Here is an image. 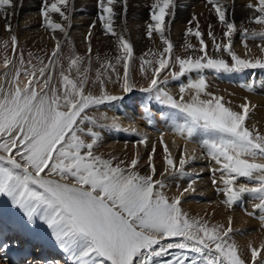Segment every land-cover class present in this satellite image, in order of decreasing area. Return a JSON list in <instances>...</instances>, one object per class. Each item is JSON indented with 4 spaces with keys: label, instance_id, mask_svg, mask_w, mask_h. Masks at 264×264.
<instances>
[{
    "label": "snow or ice",
    "instance_id": "obj_1",
    "mask_svg": "<svg viewBox=\"0 0 264 264\" xmlns=\"http://www.w3.org/2000/svg\"><path fill=\"white\" fill-rule=\"evenodd\" d=\"M207 3L225 28L220 42L211 31L208 35L212 37L215 52L227 53L231 63L219 55H209L198 22L196 30L189 27L186 35L199 38L202 54L176 56L174 64L171 63L173 44L166 36V28L170 23L168 18L174 14L175 0H153L147 36L158 34L166 47L156 62L158 66L152 70L148 86L141 91L174 111L170 126L175 134L185 140L197 135L204 137L200 146L205 150L204 158L216 165L209 169L213 173L212 183L223 184L218 191L225 194V203L232 206L248 193L259 200L254 208L264 210V133L246 126L249 104H240L239 111L226 106L223 97L206 91L207 82L202 76L181 85L178 97L162 86L170 78L179 79L193 71L264 69V58H242L233 50L232 37L238 29L228 17L227 3L224 0H207ZM119 5L124 6L126 15L127 0H97L99 22L106 35L115 37L118 52L115 63L107 61L102 64L103 71L97 70L93 83L99 82L101 86L98 95L88 90V69L82 68L84 58L78 55L70 59L67 69L60 66L59 79H55L59 41L50 62H41L39 68L31 61L26 66L22 53L19 66L4 57L5 68L12 65L15 71H5V80L0 82V197L7 198L11 207L21 213L25 225L39 221L50 229L64 258L47 264H264V243L258 247L249 245L250 259L242 257L230 239L231 217L225 227L183 211L181 200L189 191H195L196 180H190L175 197L164 191L167 179L192 175L185 167L197 159L195 150L185 155V147L177 161L161 133L164 170L159 179L155 178L153 163L156 144H152L146 175L137 170L139 152L126 162L114 156L104 158L95 151L102 141V133L96 129L121 127L115 118L106 125L88 115L93 108L123 99L104 89V81L111 79V73L120 79L117 64H123V92L134 90L129 79L133 46L115 27ZM15 6V0H0V16L5 18V29L9 32ZM68 8L69 0H43L41 16L45 26L53 32L66 31L64 24L54 22L51 17L58 14L67 21ZM247 8L253 12L251 22L261 25L262 30L243 29L244 39L264 41V0H249ZM94 25L95 21L89 35ZM11 44L15 51V35L11 36ZM244 47L251 51L246 43ZM258 47L264 52V45ZM187 49H193V45L187 44ZM88 59L90 62V56ZM153 63L144 60L141 70L146 71V66ZM175 64L179 71H171L170 77L160 79L161 73ZM186 92L192 93L190 98L186 99ZM202 94L210 98L202 99ZM143 112L151 124L147 105ZM139 135V143L147 146L148 137ZM217 172L221 174L219 181L215 177ZM239 178H246L249 183H238ZM7 247L6 243L0 244V249ZM4 259L7 261L6 256Z\"/></svg>",
    "mask_w": 264,
    "mask_h": 264
},
{
    "label": "bare ground",
    "instance_id": "obj_2",
    "mask_svg": "<svg viewBox=\"0 0 264 264\" xmlns=\"http://www.w3.org/2000/svg\"><path fill=\"white\" fill-rule=\"evenodd\" d=\"M152 2L153 0H127L126 15L124 14L123 5H119L116 9L120 13L115 21L116 30L122 33L133 46L135 58L130 61L129 79L134 85V90L130 93L123 92V64H117L116 67L120 74V79L117 78L115 73H111V79H105L104 81V89L109 94L123 97V99L93 108L88 112V115L96 117L98 123L106 125H110L113 122V118H115L121 127L119 130L112 128V131L116 130L118 132L119 140H114L112 133H108V130L106 131L104 127V130L101 129L102 141L98 149L106 151V153L114 149L123 151L130 157V160L135 153L139 152L141 159L137 170L140 174L146 175L149 173L148 157L152 152V144H156V151L153 155V163L157 172L156 179L160 178L159 174L164 170V151L163 146L159 143L161 133H163L164 142L168 145L177 161L185 147L187 148L185 155L195 150L197 159L186 165L185 170L187 172L197 164L201 165L198 167L201 175L194 185L195 191L189 192L202 196V201L191 200V194L188 192L181 200V208L185 212L189 211L191 217L203 218L210 224L224 225L225 227L228 225V218L231 217L233 231L230 239L236 243L242 257L250 259L249 244L258 247L261 243H264V221L259 220L264 212L260 214V209L257 211V208H254V201L253 204L250 202L251 205L249 207L250 209L253 208L252 211L254 209L257 211L255 215L254 212L253 214L249 212V215L248 210L242 212L239 209V206L241 207L240 203L232 206L225 203V194L222 191H218V188H223V184L214 185L209 178L210 174H212L209 169L216 167V165L214 162L204 158L205 150L200 146L204 137L197 135L191 140H185L184 137L175 134L169 126L173 122L174 111L154 99H149L148 93L141 91V89L148 86L153 74L152 70L158 66L156 62L161 58L160 53L166 47L158 34L154 33L151 38L147 36V25L150 22L149 14ZM224 2L228 5L229 19L235 22L238 29L232 37L233 50L242 58H264V52H261L258 47V45H264V41L259 38H248L245 40L243 37V29H248L249 32L262 30L261 25L250 20L253 12L247 8L249 0H224ZM15 3L14 15L11 16L12 29L10 32L5 29V18L0 16V68H4V70H1L3 76L0 77V82L5 80V71H15L12 65H9L7 69L5 68L4 57H8L15 65L19 66V57L22 53L26 66H28L27 62L31 61L32 64L39 68L42 66L41 62L43 64L50 62L52 51L57 41H59L61 47L60 54L56 58L55 79L57 81L59 79L60 66L62 65L64 69H67L70 59L78 55L84 58L82 68L88 69V90L93 92V94H100L101 86L99 82L93 83L96 80L97 70L103 71L102 64L107 59H112L111 62L115 63V57L118 52L115 37L105 34L103 27H101L102 25L100 26L99 18L95 16L98 10L97 0H69L67 13L69 19L67 21H64L58 14H53L51 19L54 22L64 24L66 29L64 32L58 30L53 32L52 29L45 26L44 19L41 16L43 0H15ZM175 4L174 14L168 18L170 23L166 28V36L173 44L170 62L174 64L176 56H199V38L192 34L186 35L189 27H192L194 31L196 30L198 22L199 31L203 34L208 53L219 55L231 63V57L227 53L215 52L212 37L208 35L209 31H211L216 41L220 42L224 39L223 32L225 28L219 22L215 11L207 3V0H175ZM94 21L95 25L91 27V34L89 35L90 26L93 25ZM189 21H192L191 25ZM210 25L211 29L209 28ZM12 35L17 37V47L11 59L13 53ZM5 42H7V47H5ZM245 43L248 45V49H251L250 52L244 47ZM187 44L193 45V49H187ZM89 45L91 46V53H89ZM144 60H152L154 62L151 66H146V71L141 70V64ZM121 69L122 71H120ZM171 71H179L178 64L163 71L160 79L165 76L170 77ZM73 75H75V72H73ZM201 76L207 82L206 91L214 96L223 97V102H225L226 106L239 111V105L247 102L250 111L246 126L264 133V69H245L239 72H217L205 69L199 72L186 73L179 79L173 80L170 78L168 83L162 86L170 94L178 97L181 85H187L189 81H197ZM23 79L24 77L22 76L21 80ZM241 84L245 87L242 88ZM191 94L186 92V99L190 98ZM201 98L209 99L210 97L202 94ZM144 105L150 108L151 124L146 116L144 117ZM161 112L164 113L163 116ZM104 116L107 119L101 118ZM133 128L135 131H132ZM137 132L143 133L148 137L147 146L139 143L137 137L134 136V133ZM124 134L130 141L124 140ZM220 176L219 172L215 173L217 181L220 180ZM184 177L176 176L166 181L167 185L171 187V184L173 185L174 182L180 180V185L176 187L177 195L188 185V183L183 182ZM238 183L249 182L246 178H239ZM242 197L258 200L248 193L243 194ZM258 203L256 201V204ZM0 219L6 221L13 230L23 235L26 240L37 244L44 243L49 246L52 254L56 253L55 256L57 258L61 257L60 260L64 258V254L59 249L56 241H53L54 237L51 235L50 229L39 221L34 225H25L21 213L11 207L5 197H0Z\"/></svg>",
    "mask_w": 264,
    "mask_h": 264
},
{
    "label": "rangeland",
    "instance_id": "obj_3",
    "mask_svg": "<svg viewBox=\"0 0 264 264\" xmlns=\"http://www.w3.org/2000/svg\"><path fill=\"white\" fill-rule=\"evenodd\" d=\"M96 18H99L98 17V10H97V12H96ZM100 26H101V23H100ZM102 27V26H101ZM103 29V28H102ZM104 30V29H103ZM16 47H17V45H16ZM16 51V50H15ZM15 51H13L12 50V55H11V59H12V57L14 56V53H15ZM198 53H199V55H201L202 53H200L199 51H198ZM133 54H134V52H133ZM171 54H172V52H171ZM171 54H170V57H171ZM209 55H211V53H209ZM26 56V55H25ZM134 56V55H133ZM24 57V56H23ZM135 58V56L134 57H132V59L131 60H133ZM106 60V59H105ZM130 60V61H131ZM107 61H112V59L110 60V59H107L106 61H104V63L105 62H107ZM114 63V62H113ZM130 63V62H129ZM123 69V68H122ZM122 69L120 70V71H122ZM1 70H4V68L2 69V68H0V77H2L3 76V73H2V71ZM118 70V69H117ZM130 73V72H129ZM130 76V75H129ZM243 85H245V83H243ZM242 84H241V87L242 88H244L245 86H243ZM145 106V105H144ZM144 113V112H143ZM144 117H145V114H144ZM169 125V124H168ZM170 126V125H169ZM171 127V126H170ZM169 127V128H170ZM107 128V129H106ZM171 129V131H172V128H170ZM96 130H99V131H102L101 129H96ZM103 130H104V128H103ZM105 130L108 132V133H112V136L114 137V140H119V136H118V132L115 130V131H112L113 129L112 128H109V127H105ZM110 131H112V132H110ZM140 133H134V136H136L137 137V139L138 140H140V135H139ZM121 135V134H120ZM126 134H124V136H125ZM124 138V140L125 141H130V139H128L127 138V136H125V137H123ZM87 139V138H86ZM96 152H97V154H102L103 156H104V158H111V157H116V159L117 160H125V161H128L129 162V160H130V157H128V155L127 154H125V152H123V151H117V150H112L111 152H107L106 153V151H102V150H99L98 148H96V150H95ZM199 166H201V165H196L195 167H193L191 170H189V171H187L188 173H190V174H192V175H187V176H185L183 179V182H185V183H189L190 182V180H197V179H199L200 178V175H201V172L198 170V167ZM141 168V167H140ZM138 169V168H137ZM141 170V169H140ZM196 174H198V175H196ZM210 180L212 181V178H213V173L212 174H210ZM171 179H173V178H171ZM218 180V179H217ZM180 181V180H179ZM179 181H176V182H174L173 183V185L171 184V187H169L168 185H167V187L164 189V191L166 192V194L169 196V197H175V196H177V191H176V187H178L179 185H180V183L181 182H179ZM187 181V182H186ZM178 182H179V184H178ZM189 194H191V200H193V201H202V196H198L196 193H194V192H189ZM185 196V195H184ZM183 196V197H184ZM242 200V201H241ZM245 200H249L250 202H252V204H253V201H254V203L256 204V201H257V203L259 202V200H252V199H247V198H245V197H241L240 198V200H238V202H236V203H234V204H241V207L239 206V209L242 211V212H246L247 210H248V213L250 212H252V214H253V212H254V215H255V213H257V211L259 210L258 208H257V211L254 209V211H252V209L253 208H251L250 209V205H251V203L250 204H248V201H245ZM223 202H224V200H222ZM244 201H245V204H244ZM251 211H250V210ZM188 214H190V212L189 211H186ZM263 212H264V210H261L260 209V211H259V213L260 214H263ZM250 213H249V215H250ZM251 214V215H252ZM261 218L259 219V220H262V221H264V214H263V216H260ZM215 223V222H214ZM212 224V223H211ZM55 240V239H54ZM249 245H251V244H249ZM251 246H253V245H251ZM250 249V247H248V250ZM61 259V257H59V260Z\"/></svg>",
    "mask_w": 264,
    "mask_h": 264
}]
</instances>
